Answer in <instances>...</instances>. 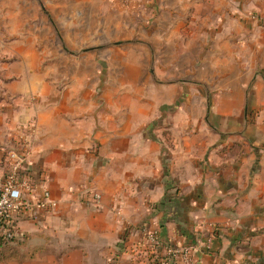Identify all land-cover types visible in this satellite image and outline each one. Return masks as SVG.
Listing matches in <instances>:
<instances>
[{
  "label": "crops",
  "instance_id": "1",
  "mask_svg": "<svg viewBox=\"0 0 264 264\" xmlns=\"http://www.w3.org/2000/svg\"><path fill=\"white\" fill-rule=\"evenodd\" d=\"M95 1L122 14L118 0H84ZM133 8L148 41L111 49V90L94 93L93 61L51 92L0 61V188L8 153L23 149L34 195L56 203L14 216L21 258L0 264H154L151 229L173 247L217 229L198 264H264V27L252 19L264 0Z\"/></svg>",
  "mask_w": 264,
  "mask_h": 264
},
{
  "label": "rangeland",
  "instance_id": "2",
  "mask_svg": "<svg viewBox=\"0 0 264 264\" xmlns=\"http://www.w3.org/2000/svg\"><path fill=\"white\" fill-rule=\"evenodd\" d=\"M80 1L0 0V61L22 63L11 70L14 78L45 81L46 86L37 87L51 92L53 84L62 86L76 73L84 72L80 63L93 61L99 69L92 72L101 77L99 84L93 83L94 93L116 86L120 71L110 69L107 62L119 55L111 49L148 41L137 37L139 29L148 26L141 22V13L129 12L134 11L133 0H118L122 14L114 13L103 1ZM107 31L109 41L103 37ZM106 48L108 55H102L100 51ZM39 62L56 66L40 69L35 66Z\"/></svg>",
  "mask_w": 264,
  "mask_h": 264
},
{
  "label": "built area",
  "instance_id": "3",
  "mask_svg": "<svg viewBox=\"0 0 264 264\" xmlns=\"http://www.w3.org/2000/svg\"><path fill=\"white\" fill-rule=\"evenodd\" d=\"M252 19L264 27V15H252ZM28 155L27 151L18 148L8 153L5 179L0 188V238L6 241L20 237L14 227V216L19 214L25 217L32 216L56 207L49 190L45 189L38 197L34 195L35 187L27 168ZM217 234L216 229L205 244L173 247L164 243L160 229L146 230L144 233L147 243L157 253L154 264H198V253L202 248L206 251L212 250Z\"/></svg>",
  "mask_w": 264,
  "mask_h": 264
},
{
  "label": "trees",
  "instance_id": "4",
  "mask_svg": "<svg viewBox=\"0 0 264 264\" xmlns=\"http://www.w3.org/2000/svg\"><path fill=\"white\" fill-rule=\"evenodd\" d=\"M162 235L163 234H161L162 240L164 243H167ZM24 241V239L20 238H14L11 241H6L0 238V262L20 259L21 246Z\"/></svg>",
  "mask_w": 264,
  "mask_h": 264
}]
</instances>
